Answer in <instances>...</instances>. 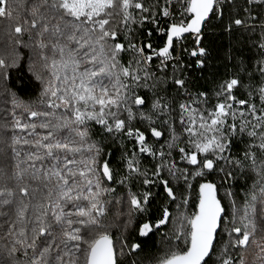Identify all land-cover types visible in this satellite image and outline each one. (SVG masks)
I'll list each match as a JSON object with an SVG mask.
<instances>
[{
  "label": "snow or ice",
  "instance_id": "1",
  "mask_svg": "<svg viewBox=\"0 0 264 264\" xmlns=\"http://www.w3.org/2000/svg\"><path fill=\"white\" fill-rule=\"evenodd\" d=\"M0 264H264V0H0Z\"/></svg>",
  "mask_w": 264,
  "mask_h": 264
},
{
  "label": "trees",
  "instance_id": "2",
  "mask_svg": "<svg viewBox=\"0 0 264 264\" xmlns=\"http://www.w3.org/2000/svg\"><path fill=\"white\" fill-rule=\"evenodd\" d=\"M213 39H214V44L216 48L218 50H221V49H227L229 47L230 39L232 38H230L227 34L218 32L217 35ZM20 75L25 79V81L27 80V77L25 76L23 72Z\"/></svg>",
  "mask_w": 264,
  "mask_h": 264
}]
</instances>
